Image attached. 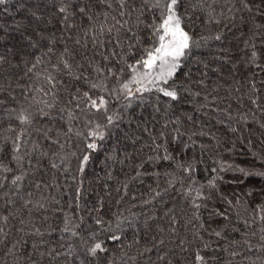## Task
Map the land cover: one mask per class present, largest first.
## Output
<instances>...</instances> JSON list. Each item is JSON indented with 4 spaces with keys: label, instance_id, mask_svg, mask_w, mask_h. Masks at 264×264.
Instances as JSON below:
<instances>
[{
    "label": "trees",
    "instance_id": "1",
    "mask_svg": "<svg viewBox=\"0 0 264 264\" xmlns=\"http://www.w3.org/2000/svg\"><path fill=\"white\" fill-rule=\"evenodd\" d=\"M56 3L58 4L59 0H56ZM232 3L240 9L235 12L234 21L223 20L221 24L210 22L202 24L197 19L195 26L192 25V20L185 21L196 39L201 35L212 37L218 33L227 37L221 42L209 39L206 46L194 49L195 59L185 62V66L178 72V79L185 82L193 94L198 90L200 96L194 97L192 94L184 93V102L176 104L167 115L164 114L163 108L160 113L155 112L152 103L146 102L141 107L140 102L134 100L119 127L113 128L112 134L106 138L102 147L92 154L85 173L77 177L78 181H83V195L79 201L81 207L76 209V213L77 217H83V223L77 217L73 218V222L80 224V231L88 240V244L104 243L108 252L100 254L102 258L107 257L103 264H163L158 259L161 254L170 259L172 264H193L191 252L197 251L206 256L207 264H264V251L260 250L258 237L251 235L253 230L259 234L257 224L253 223L254 209L264 204V175H261L264 173V128L260 127V124L264 123V112L257 111L250 103L249 96L254 94L248 88L249 82L254 78L257 88L260 89L261 107L264 108V85L260 83L264 80V74L258 73L245 62L244 46V41L251 36L254 25L264 24V2L250 0L252 12L243 8L239 0H232ZM33 13L42 19L37 21ZM58 18L52 0H7L5 5H0V25H3L0 27V55H5L7 60L0 65V147L7 148L6 141L10 144L14 138L15 134L9 131L10 126L17 132L25 130L24 138L32 142L26 146L29 153L36 142L39 143L41 151L50 154L57 151L49 146L48 141L36 131L37 129L42 131L51 128L53 137L59 130L63 138L61 122L49 121L37 115L31 126H21L16 119V116L25 109L35 113L38 107H43L33 103L32 96L37 100L40 96L30 94V89L36 81L24 76L26 66L23 61L30 59L28 53L41 56L45 48L37 50L25 47L22 33L31 35L41 44H47L48 40L60 37ZM225 25L230 27L231 31H228ZM41 35L47 39L41 40ZM141 35L147 45L149 33L143 30ZM256 42L259 43V40ZM68 47H73L72 41H68ZM56 50H61V46L57 45ZM88 54L91 56V50ZM97 62H100L99 59ZM205 64L208 65L207 68L204 67ZM186 72L192 74L193 81L203 78L204 86L198 83L189 84L183 75ZM202 72H206L207 75L202 77ZM60 79L65 83L58 86L60 93L58 99L67 98L68 90L74 87L88 90L87 85L71 80L67 76ZM237 88L241 91L237 92ZM145 96L154 102L155 94L146 93ZM205 96L207 99H204ZM124 103L125 101L119 103L113 101L115 104L113 110L120 111ZM227 113H231L233 117L231 122L227 119ZM243 115H246L247 122L238 119ZM188 117H191V120ZM174 120H178L179 124H173ZM221 120L225 123H219ZM166 121L168 128L162 129L161 126ZM177 126L181 133L185 134L179 141L173 139L175 135L173 129ZM229 126L236 127L237 132L232 133ZM145 127L149 131L145 132ZM162 130L165 131V136L160 135ZM152 137H155V140ZM78 143L74 137L66 149L61 151V155L65 152L70 154L72 151L79 155L83 151V146L81 144L76 147ZM158 144L160 148H156ZM185 145L188 147L185 148ZM165 148L174 159L156 160L157 155L165 154ZM3 155L4 162L7 163V150ZM149 157L152 159L149 160ZM43 163L46 174L32 175L31 173L35 172V169H32L21 190L24 193L33 192L31 199L34 205L36 201L44 202L49 211H33L32 215H29L28 210L21 207L22 201L17 202L14 207L17 212L22 213L27 226L24 233H19L16 229L20 227L18 224L20 216L17 215L15 220L10 217L9 239L14 242L23 235L24 240L18 245L16 257L7 254V249L0 246V253H3L0 255V264H31L28 256L36 260L37 264H65L63 256L55 260L47 256L41 258L31 248V245L39 243L41 238L25 235L32 230L33 225L40 228L45 233L43 240L46 241V244L41 246V251H50L52 248L67 251L61 249L60 245L74 240L70 234L60 231L64 227L62 222L64 217L56 210L53 197L61 199L59 207L63 208L65 213L71 214L73 209L69 208L68 204L76 184L71 182V177L66 182L63 174L48 168L47 160ZM180 164L193 166L195 171L192 177L195 185H190L185 179L186 174L179 167ZM70 167L75 173V159H71ZM240 169H244V172ZM41 176L50 183L59 184L56 189L44 191L43 197H47V200L32 187L33 182L41 179ZM170 176L175 177L177 181L184 179V186L177 183L175 190L168 188ZM213 180L216 187L210 189L208 184ZM200 185L204 186L206 194L211 193L207 209L200 210L204 227L222 231L224 238L218 239L201 230L203 242L210 244V247L199 248L197 245L200 242L193 240L191 252L182 253L176 247L177 240L192 239V234L196 231V228L185 224L191 217L192 209L182 198V193L187 187ZM166 188L168 191L163 192ZM156 191L163 192V195L154 199ZM24 199L29 197L25 195ZM169 209L172 211L169 212ZM217 210L226 213L228 219L211 215ZM10 211H13V208L0 204V213L7 215ZM45 216L47 220L43 219ZM171 216H175L179 221L176 225L180 230L178 236H172L170 233ZM97 218L103 223L97 225L95 223ZM28 221L32 223L29 224ZM244 221H248L250 227L245 228ZM52 229L56 231L51 236L47 235ZM159 229H164L163 233ZM92 231L97 233L95 239L89 235ZM61 235L65 237L64 241L60 239ZM111 235H116L120 239L112 241L108 239ZM242 236H247L253 246L252 251L243 247ZM153 237H156L155 241ZM159 239L165 240L163 246L158 245ZM237 241L240 243L236 244ZM153 243L158 246L153 248ZM230 243L231 250L240 253L239 255L233 257L229 251H225ZM69 264H78V261L74 262L69 258ZM94 264L101 262L97 261Z\"/></svg>",
    "mask_w": 264,
    "mask_h": 264
},
{
    "label": "snow or ice",
    "instance_id": "2",
    "mask_svg": "<svg viewBox=\"0 0 264 264\" xmlns=\"http://www.w3.org/2000/svg\"><path fill=\"white\" fill-rule=\"evenodd\" d=\"M6 3L7 0H0V5ZM239 3L248 12H252L250 0H239ZM52 4L59 16L57 20L59 39L53 38L48 40L47 44H41L31 35L22 33L25 47L37 50L45 48L41 56L28 53L30 59L23 61L26 66L24 76L29 80L35 79L36 81V84L30 89V94L35 93L40 96L38 100L32 96L33 103L37 106L43 105V107H38V111L35 113L25 109L16 116V119L21 126H31L37 115L43 116L49 121L61 122L63 138H61L59 130L53 137L51 128L42 131L37 129L36 131L48 141L49 146L54 147L57 151L51 152V154L41 151L39 143L36 142L33 144L32 152L29 153L26 146L32 142L24 138L25 130L17 132L10 126L9 131L15 134L14 138L11 139L10 144L6 141L7 148L0 147V204L13 208V211L7 215L0 213V246L7 249V254L16 257L18 245L24 240L23 235L14 242L9 239L11 236V230L8 229L10 217L15 220L17 215L20 216L18 220L20 227L16 229L19 233H24L27 226L22 213L17 212L14 207L18 201H22L21 207L28 210L29 215H32L33 211H49L44 202L36 201L34 205L31 199L34 195L33 192L24 193L21 190L22 184L32 169H35V172L31 173L32 175L46 174L43 162L47 160L48 168L63 174L66 182L71 177V182L76 184L74 194L68 204V207L73 209L71 214L65 213L63 208L59 207L62 203L61 199L53 197L57 206L56 210L64 217L62 221L64 227L60 231L70 234L74 240L71 243L66 242L60 245L61 249L67 251H57L56 248H52L50 251H41V246L46 244V241L43 240L45 233L33 225L32 230L25 235L38 236L41 239L39 243H33L31 248L41 258L47 256L51 260H55L63 256L65 264H69V258L74 262L78 261V264H94L97 261L103 264L107 257L102 258L100 254L108 252L104 243L88 244V240L82 236L80 224L73 222V218L77 217L76 209L81 207L79 201L83 195V181H78L77 177L85 173L90 165L92 154L102 147L106 138L112 134L111 130L119 127V123L125 118V113L128 108L132 107L134 100H138L141 107L146 102L152 103L155 112L160 113L163 108L164 114L167 115L176 104L184 102V93L192 94L194 97L200 96L198 90L193 94L185 82L178 79V72L185 66V62L195 59L194 49L206 46L209 39L221 42L227 37L218 33L212 37L201 35L199 39H196L185 21L192 20L193 26L197 19L202 24L205 22L221 24L223 20L234 21L236 19L235 12L240 9L235 7L232 0H59L58 4L56 0H52ZM33 16L37 21L42 19L35 13ZM85 21L87 27H85ZM50 22L48 21V23ZM225 27L228 26L225 25ZM262 29H264V24H255L254 30H251V36L244 41V46L245 62L254 67L258 73L264 74V31ZM143 30H147L149 33L147 45L142 39ZM228 31H231L230 27H228ZM65 33H67L66 37ZM46 39L41 35V40ZM257 40L259 43L256 42ZM68 41H72L73 47H68ZM57 45L61 46V50H56ZM90 50L91 56L88 54ZM45 57H47V62H45ZM215 58L221 59V57ZM98 59L100 62H97ZM6 62V56L0 55V65ZM204 67L207 68L208 65L205 64ZM74 72L78 74L74 75ZM183 75L189 84L198 83L201 86L205 84L203 78L193 81L190 72L183 73ZM206 75V72L201 73L202 77ZM64 76L82 82L87 85L88 90L74 87V89L68 90L67 98L58 99L60 96L58 86H63L65 83L60 78ZM260 83L264 85V80ZM133 86H135L134 89ZM248 88L254 94V96H249L250 103L255 106L257 111L264 112V108L261 107L260 89L257 88L254 78L249 82ZM236 91L240 92L241 89L237 88ZM146 93L155 94L154 102L145 96ZM204 99L207 97L205 96ZM113 101L116 103L125 101L120 111L113 110L115 108ZM202 107H207V105H202ZM188 119L191 120V117ZM227 119L229 122L232 121L231 113H227ZM238 119L247 122L246 115L240 116ZM172 123L178 125L179 121L174 120ZM219 123L224 124L225 122L221 120ZM161 127L167 129L168 122L166 121ZM260 127L264 128V123H261ZM229 130L232 133L237 132L236 127L229 126ZM144 131L147 132L149 129L145 127ZM173 132L175 133L173 139L176 141L185 135L181 133L178 126L173 129ZM160 135L165 136V131L162 130ZM74 137L79 142L76 147L82 144L83 151L79 155L76 151H72L70 154L65 152L64 155H61V151L66 149ZM152 139L155 140V137ZM189 139L191 138L189 137ZM160 147L159 144L156 145V148ZM187 147L185 145V148ZM6 150L8 152L7 163L4 162L3 155ZM164 151L163 156L157 155L155 159L165 161L174 159L166 148ZM51 157H56V159ZM70 157L76 160L75 173L70 167ZM151 159L152 157H149V160ZM179 167L186 174L185 179L189 184L195 185L196 182L192 177V173L195 171L193 166L180 164ZM240 171L244 172V169H240ZM139 174L137 173V175ZM177 183L183 187L184 179L177 181L175 177L170 176L168 188L175 190ZM32 187L41 194L44 200H47V197H43L44 191L56 189L59 184L50 183L41 176V179L33 182ZM208 187L215 188V181H209ZM167 191V188L163 190V192ZM163 192L156 191L154 199L161 197ZM25 195L29 199H24ZM182 198L192 209L191 217L185 221V224L196 228L192 239L177 240L176 247L182 253L191 252L193 240L200 242L197 245L199 248L210 247V244L203 242L201 230L218 239L224 238L222 231L206 229L204 221L201 220L200 210L207 209V202L211 199V193L206 194L203 185L187 187L182 193ZM171 211L169 209V212ZM211 215L228 219L226 213L218 210ZM77 218L83 223V217ZM43 219L47 220V216ZM28 223L32 222L28 221ZM95 223L100 225L103 221L97 218ZM145 223L147 224V221ZM178 223L175 216L170 217L169 230L172 236L179 235L180 230L176 227ZM253 223L257 224L259 234L253 230L251 235L258 237L260 250L264 251V204L258 205L254 209ZM244 224L245 228L250 227L248 221H244ZM55 231L56 229H52L47 235L51 236ZM159 231L163 233L164 229H159ZM89 235L95 239L97 233L92 231ZM60 239L64 241L65 237L61 235ZM108 239L116 241L120 237L111 235ZM241 239L243 247L252 251L253 246L249 243L247 236H242ZM153 240L155 241L156 237H153ZM235 243L239 244L240 242ZM164 244L165 240L159 239L158 245L163 246ZM158 245L153 243V248ZM231 248L230 243L229 248L225 251H229L233 257L240 254ZM146 251H151V249H146ZM2 254L0 253V255ZM191 255L193 264H207L206 256L201 255L200 252H191ZM27 259L31 264H37V261L33 260L31 256H28ZM158 259L163 264H172V261L163 254L159 255Z\"/></svg>",
    "mask_w": 264,
    "mask_h": 264
}]
</instances>
